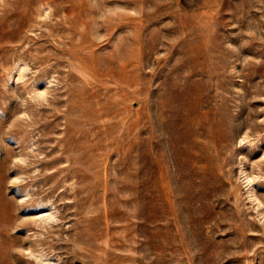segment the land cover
I'll return each instance as SVG.
<instances>
[{"label":"rangeland","instance_id":"obj_1","mask_svg":"<svg viewBox=\"0 0 264 264\" xmlns=\"http://www.w3.org/2000/svg\"><path fill=\"white\" fill-rule=\"evenodd\" d=\"M0 264H264V0H0Z\"/></svg>","mask_w":264,"mask_h":264}]
</instances>
